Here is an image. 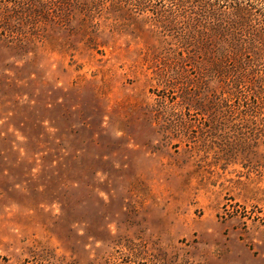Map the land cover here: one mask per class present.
I'll return each mask as SVG.
<instances>
[{
  "label": "rangeland",
  "instance_id": "rangeland-1",
  "mask_svg": "<svg viewBox=\"0 0 264 264\" xmlns=\"http://www.w3.org/2000/svg\"><path fill=\"white\" fill-rule=\"evenodd\" d=\"M13 2L0 0V264H264L251 31L227 25L207 50L161 30L157 6L62 22Z\"/></svg>",
  "mask_w": 264,
  "mask_h": 264
},
{
  "label": "trees",
  "instance_id": "trees-1",
  "mask_svg": "<svg viewBox=\"0 0 264 264\" xmlns=\"http://www.w3.org/2000/svg\"><path fill=\"white\" fill-rule=\"evenodd\" d=\"M12 4L16 7L22 6L21 10L27 11L29 18L31 14H39L40 19L52 18L62 22L68 20V11L71 9L84 14L92 13L87 18L93 19L94 14H97L104 4L125 11L134 10L133 12L138 14L157 6L158 9L155 14L152 11V15L155 16L154 21L159 24V28L171 33L174 38H180L187 45L188 42L201 40L207 50H212L215 48L214 45L209 47L212 38L222 37L226 26L231 25L238 27L239 31H251V51L264 47V26H261L264 22V0H14ZM232 31H236L234 27ZM233 34L235 36V32ZM236 43L237 51L242 54L245 50L239 39H236ZM243 67L244 64L237 67L239 75L235 77V83L239 85L246 77V73L242 74L245 72ZM253 76L254 74H251V78ZM251 92L255 102L264 98V81L261 78L254 81L251 79ZM260 107L257 109L254 105V118L257 120L255 123L252 121L254 130L251 137L254 141L264 138V128H258V124L264 127V116L260 117Z\"/></svg>",
  "mask_w": 264,
  "mask_h": 264
}]
</instances>
